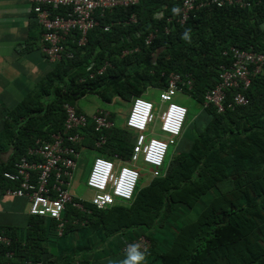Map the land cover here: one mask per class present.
Segmentation results:
<instances>
[{"label": "trees", "instance_id": "obj_1", "mask_svg": "<svg viewBox=\"0 0 264 264\" xmlns=\"http://www.w3.org/2000/svg\"><path fill=\"white\" fill-rule=\"evenodd\" d=\"M181 1L142 0L106 11L100 25L90 31L88 45L76 48L74 58L60 61L12 112L14 122L7 125L13 163L5 170L37 138H49L63 127L64 104L74 105L75 98L95 93L107 103L113 97L130 100L164 85L162 73L175 71L193 78V88H184L203 104L204 92L218 82L224 48L235 45L264 50V1L250 8L209 6L194 11L184 24L168 22ZM161 10L164 17L158 19ZM132 14L137 17L135 23H118ZM107 23H114L109 31L104 30ZM167 26L169 33L165 32ZM155 31L156 36L147 43ZM185 32L188 40L183 38ZM137 46L138 51L122 55L125 49ZM105 61L111 66L103 73L80 82L88 76V65L97 70ZM245 94L247 105L222 113L211 105L203 106L195 139L173 155L165 175L154 177L147 186L138 185L132 200L107 208L86 203V212L69 205L62 235H58L56 220L34 215L26 232L6 230L12 239L7 249L15 252L14 261L55 264L53 245L62 247L77 230L92 229L106 237L133 228L161 230L169 226L173 227L171 243L168 238L163 241L141 233L152 242L148 255L155 254V244L167 241V249L159 253L160 264H264V74L253 78ZM112 120L115 123L114 113ZM83 132L84 146L130 158L134 132L125 124L106 130L107 141L101 148L95 147L100 133L93 121ZM200 200L205 206L196 219L176 223L181 216L176 211L179 206L194 208ZM0 249L6 250L1 245Z\"/></svg>", "mask_w": 264, "mask_h": 264}, {"label": "built area", "instance_id": "obj_2", "mask_svg": "<svg viewBox=\"0 0 264 264\" xmlns=\"http://www.w3.org/2000/svg\"><path fill=\"white\" fill-rule=\"evenodd\" d=\"M28 1L42 28L41 49L50 61L57 63L74 58L76 48L84 49L88 45L90 31L100 25V18L105 16L106 11L137 5L142 0ZM262 1L264 0H182L175 8L178 11L174 16L168 17L167 21L184 24L194 11L205 7L250 8ZM156 17H164V11H159ZM136 21V15L132 14L118 23L130 24ZM113 24H105L104 30H111ZM169 31L170 27L167 26L165 32ZM156 34V31L152 32L146 42L150 43ZM70 39L76 45L75 48L70 46ZM138 50V46L127 48L122 55ZM222 54L225 60L220 66L218 82L203 95V105H211L220 113L239 105H247L249 99L245 91L252 85L254 77L264 74V50L230 45L223 49ZM109 66L110 61H105L97 70H93V64L88 65V76L81 77L80 82H84L86 77L92 78L103 73ZM162 76L165 78L164 85L157 88L161 91V104L165 105L162 109H158L152 100L143 95L132 99L125 121V126L134 132L130 158L125 160L118 153L109 156L98 151L99 155L95 158L86 181V186L94 192L91 200L77 197L71 192L72 182L79 169L80 150L84 146L83 131L93 121L95 130L100 133L95 147L101 148L107 141L105 131L115 123L111 112L106 109L89 115L78 111L71 103L64 104L66 118L63 127L51 133L49 138H37L14 162L13 167L3 172V177L11 183L5 192L12 196L27 197L31 215L56 220L58 235L63 234L68 222L64 213L69 205L86 212V203L107 208L118 201L132 200L141 177L136 163L142 160L153 167L154 177L163 175L170 145L176 137L182 135L189 114V109L174 98L179 92L188 91L184 87L189 90L193 88V78L175 71L163 72ZM158 120L159 129L169 138L149 137L148 129ZM11 243L8 233L0 229V245L6 248L3 252L0 249V264H18L14 261L15 252L7 249ZM151 246L150 238L141 234L125 243L122 250L146 255ZM25 264L43 263L28 261Z\"/></svg>", "mask_w": 264, "mask_h": 264}, {"label": "crops", "instance_id": "obj_3", "mask_svg": "<svg viewBox=\"0 0 264 264\" xmlns=\"http://www.w3.org/2000/svg\"><path fill=\"white\" fill-rule=\"evenodd\" d=\"M41 33L42 28L28 0H0V173L13 163L14 148L8 135L11 128L7 125L14 122L12 112L59 64L50 61L42 51ZM69 41L71 46L73 41L71 39ZM76 108L83 112L79 107ZM188 126L189 122L187 126L185 125L186 128L184 127L181 139L188 133ZM195 137L196 133L193 138L191 137V141ZM84 148L88 147L83 146L81 149ZM176 153L178 151H174L173 155ZM168 167L163 170V175L168 171ZM2 178L0 175V229L3 231L15 229L22 234L29 229L31 221L34 220L33 215L29 213V199L7 194L5 192L7 184L11 183ZM196 206L200 210L205 204L200 200L194 208H188L183 204L179 206L176 211L181 216L176 223L193 220L195 213L192 212H195ZM172 230L173 227L169 226L161 230L155 227H139L106 237L92 229L77 230L71 232L67 240L63 241L62 247L53 245L55 264H125V262L160 264L159 253L167 249V241L163 242L164 245L160 242L155 244V254H146L143 261L133 259L137 254L124 252L122 247L132 237L135 238L141 233L151 234L163 241L165 236L162 233H167L168 242L171 243Z\"/></svg>", "mask_w": 264, "mask_h": 264}, {"label": "rangeland", "instance_id": "obj_4", "mask_svg": "<svg viewBox=\"0 0 264 264\" xmlns=\"http://www.w3.org/2000/svg\"><path fill=\"white\" fill-rule=\"evenodd\" d=\"M160 93L161 91L159 89L151 87L143 96L152 100L156 104L158 109H162V107H164L165 105L161 104ZM174 100L176 102H179L180 104L185 105L189 109V114L185 124L187 126V122H189L188 133L183 137V139H181L180 137H176L174 139V143L170 145L164 169L169 166L170 159L173 157V152H180L183 148L186 147L187 143L191 141V137L193 138V136L195 135V125L196 123L199 124L198 117L203 110L202 104L188 92H179ZM72 102L75 106L82 109L83 112L89 114H94L100 109H106L111 112V116L112 113L115 114V124H120L122 126H124L125 124L126 118L133 103L132 99L121 101L118 97H113L112 102L107 103L103 101L98 94L95 93H87L84 96L73 99ZM147 133L149 137L160 139L169 138L168 135L162 133L159 129V120L155 125L148 129ZM80 153V158L78 159L79 169L77 170L72 182L71 192L73 194H76L80 198L91 200L94 192L86 186V181L93 162L99 155V153L96 150L88 148L81 149ZM136 164L141 171L139 185L141 187L149 185L154 178L153 167H151L149 164L144 163L142 160H139ZM81 171H83L82 174H80ZM198 211L199 207L196 206L195 212H192L193 214L195 213L193 219H196ZM162 235L165 236V238H168L167 233H162Z\"/></svg>", "mask_w": 264, "mask_h": 264}, {"label": "clouds", "instance_id": "obj_5", "mask_svg": "<svg viewBox=\"0 0 264 264\" xmlns=\"http://www.w3.org/2000/svg\"><path fill=\"white\" fill-rule=\"evenodd\" d=\"M173 11L176 12V11H178V10H177V9H174ZM183 38H184L185 40H188V39H189V34H188V32H185V33H184ZM144 258H145L144 253H140V252H137V255L133 257V259L138 260V261H143ZM125 264H127V262H125Z\"/></svg>", "mask_w": 264, "mask_h": 264}]
</instances>
